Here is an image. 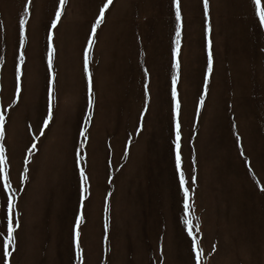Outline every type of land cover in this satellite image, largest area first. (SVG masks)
Returning a JSON list of instances; mask_svg holds the SVG:
<instances>
[{
    "label": "rangeland",
    "instance_id": "obj_1",
    "mask_svg": "<svg viewBox=\"0 0 264 264\" xmlns=\"http://www.w3.org/2000/svg\"><path fill=\"white\" fill-rule=\"evenodd\" d=\"M24 3L0 0V110L10 113L5 142L14 188L19 186L25 145L31 135H39L36 129L45 111L46 26L58 0H31L22 98L8 109L14 94L18 16L23 15ZM101 4L102 0H67L55 30L57 100L53 120L29 166V180L21 186L22 227L12 264H75L70 228L78 199L74 145L85 107L81 49ZM247 4L248 0H210L214 73L206 106L193 129L195 99L205 67L202 0H181L182 154L185 173L190 175V156L195 151V215L200 218L198 240L205 264H264V193L255 184L258 180L264 186V32L255 35ZM173 27L171 0H114L97 30L91 63L96 101L84 164L90 177L86 222L81 226L85 264H191L170 155ZM142 67L150 73V101L137 134L144 103ZM232 113L235 130L230 129ZM233 131L242 137L255 180L243 164ZM129 135L130 154L124 159L122 149ZM108 193L105 245L104 198Z\"/></svg>",
    "mask_w": 264,
    "mask_h": 264
},
{
    "label": "snow or ice",
    "instance_id": "obj_2",
    "mask_svg": "<svg viewBox=\"0 0 264 264\" xmlns=\"http://www.w3.org/2000/svg\"><path fill=\"white\" fill-rule=\"evenodd\" d=\"M114 0H102V4L98 7V12L90 22L89 29L86 32L84 42L81 49V70L84 87L85 107L82 113V123L78 129V144L74 145V170L78 176V199L76 209L74 211L73 222L70 228V251L73 253L75 264H85L84 252L81 243V226L86 222L85 202L90 197V177L84 164L87 159V141L88 126L93 117L95 107V91L93 72L91 63L93 60L94 48L97 44V30L101 27L106 19V12L110 10ZM67 0H58V4L54 6L50 20L46 26L45 35V51L43 61L46 67V100L45 111L38 122L36 132L39 135H31L28 144L22 154V171L18 173L19 186L14 188L11 181V158L6 146V117L10 118L7 110H0V196H3V204L0 205V264H12L15 252L18 251L19 239L18 233L22 227L21 213L19 209V198L30 177V165L33 162L34 155L39 150V140L45 134V130L49 127L53 120L54 105L57 100V72L55 71V59L57 49L55 45V30L61 22L64 14ZM31 0H25L23 4V15L18 16V47L14 53V94L11 102L7 105L8 109H12L18 105L22 98L23 84V66L25 64V44L27 37V23L31 15ZM248 15L253 21L256 29L255 35L264 32V0H248ZM171 10L174 12V27L170 41V68L171 76L168 87L169 103H170V155L173 165V179L177 187L178 205L181 206L183 215L180 217L182 222V231L186 234L189 241V251L191 264H205L204 252L200 247L198 236L200 233V218L195 215V191L194 186L197 184L196 175V158L193 149L190 156V175L185 173L184 158L182 154V101L180 97L179 84L181 80V49L183 40V15L181 8V0H171ZM202 16H203V47L205 53V67L202 72L201 86L197 93L194 105L193 129L198 126L199 118L202 110L206 106L207 98L210 94V83L214 73V56L212 41V25L210 16V0H202ZM0 27H3L0 25ZM143 55V52L140 53ZM261 55L264 56V48H261ZM3 57H0V62ZM142 63V62H141ZM142 72V95L143 110L139 112V118L135 127V133L139 134L143 128V119L148 111L150 101V73L147 67L141 68ZM231 107V105H228ZM237 128L235 113L230 117V129ZM28 131H32L31 125ZM193 136L196 132L193 131ZM234 143L239 148V155L243 158L247 172L255 180V173L252 171V165L247 156H245L242 148V137L238 131H233ZM190 144L194 141L189 140ZM132 136L127 137L126 143L123 145V158L127 159L130 154V145ZM112 179L111 176L108 177ZM256 186L264 193V186L255 180ZM111 193L106 194L104 198V218H103V241L108 243L109 234V198ZM159 251L161 257L163 255V246L160 245ZM216 251V245L212 246V253ZM211 255V253H209ZM159 259V258H158Z\"/></svg>",
    "mask_w": 264,
    "mask_h": 264
}]
</instances>
